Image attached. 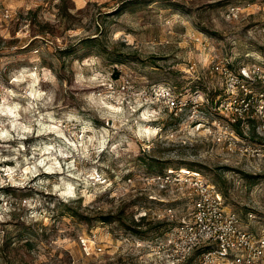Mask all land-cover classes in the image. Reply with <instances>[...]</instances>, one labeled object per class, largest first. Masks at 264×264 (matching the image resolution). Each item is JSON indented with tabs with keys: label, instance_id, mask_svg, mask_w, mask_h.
<instances>
[{
	"label": "rangeland",
	"instance_id": "obj_1",
	"mask_svg": "<svg viewBox=\"0 0 264 264\" xmlns=\"http://www.w3.org/2000/svg\"><path fill=\"white\" fill-rule=\"evenodd\" d=\"M217 57L264 58V0H0V264H166L195 197L146 181L169 168L201 171L264 231L255 126L244 154L229 153L189 114L154 122L149 99L119 89L129 74L130 91L215 99ZM94 237L103 249L88 255L81 238Z\"/></svg>",
	"mask_w": 264,
	"mask_h": 264
},
{
	"label": "built area",
	"instance_id": "obj_2",
	"mask_svg": "<svg viewBox=\"0 0 264 264\" xmlns=\"http://www.w3.org/2000/svg\"><path fill=\"white\" fill-rule=\"evenodd\" d=\"M209 71L218 75L222 83V91L215 99L199 88L185 90L164 83L151 84L145 92L130 91L129 74L120 75L119 89L130 97L138 96L135 100L149 99L154 122L166 113L175 117L189 114L196 131H205L229 153L244 154L251 126L264 136V58L247 63H235L231 57L212 58ZM188 171L169 168L146 179L163 190L189 187L190 194L195 195L189 217L162 245L166 264H184L196 250H201L200 264H264V231L245 228L239 215L225 208L224 195L217 186L201 171ZM94 239L81 238L88 255L94 248L103 249Z\"/></svg>",
	"mask_w": 264,
	"mask_h": 264
},
{
	"label": "bare ground",
	"instance_id": "obj_3",
	"mask_svg": "<svg viewBox=\"0 0 264 264\" xmlns=\"http://www.w3.org/2000/svg\"><path fill=\"white\" fill-rule=\"evenodd\" d=\"M148 127V126H147ZM183 168V171L184 172H189L188 170H189V168H184V167H182Z\"/></svg>",
	"mask_w": 264,
	"mask_h": 264
}]
</instances>
